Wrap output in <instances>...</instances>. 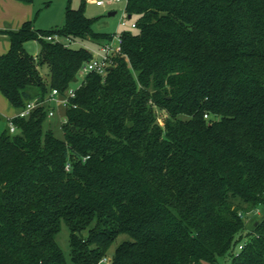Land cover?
I'll use <instances>...</instances> for the list:
<instances>
[{"label":"trees","instance_id":"trees-1","mask_svg":"<svg viewBox=\"0 0 264 264\" xmlns=\"http://www.w3.org/2000/svg\"><path fill=\"white\" fill-rule=\"evenodd\" d=\"M126 13L122 53L82 79L92 52L71 43L113 35L83 7L2 31L16 110L79 88L62 136L44 105L16 133L0 114V264H102L121 235L107 264H264V212L246 221L264 208V0H126Z\"/></svg>","mask_w":264,"mask_h":264},{"label":"rangeland","instance_id":"rangeland-1","mask_svg":"<svg viewBox=\"0 0 264 264\" xmlns=\"http://www.w3.org/2000/svg\"><path fill=\"white\" fill-rule=\"evenodd\" d=\"M98 0H34L33 3L26 7V12L28 17L36 20V24L40 28L49 29L61 26L64 21V15L66 7L70 4L73 8L83 7L85 14L94 19L93 29L96 32L104 33H116L122 32L124 30H135L131 28V24L136 21L137 16L134 15L132 18L128 19V26L123 27L120 24L121 17L126 12V0L120 3H113L110 0H104L106 2L103 6L97 5ZM115 11V15H109V12ZM13 17V16H12ZM9 23V22H8ZM21 27V26H20ZM13 29V28H9ZM19 29V28H16ZM14 30V29H13ZM73 48L86 47L88 49L97 48V44L90 41H80L71 43ZM29 51L34 54L39 50L40 45L37 42H29ZM41 72L45 75L46 69L41 68ZM82 79V78H81ZM76 85V84H74ZM0 108L4 111L11 109V104L4 98L0 93ZM163 114L161 111H157L159 121L163 120ZM4 117V115H3ZM65 117L64 110L60 109L57 115L51 119L47 120L48 125L55 129L58 136L63 135L61 125ZM264 208L260 206L251 215L250 218L247 217V229L253 226L255 219L262 215ZM126 237V235H121L111 246L108 254L102 260V264H107L116 248V246ZM58 241L65 252L69 251V233L66 225L63 224L62 230L58 235Z\"/></svg>","mask_w":264,"mask_h":264},{"label":"built area","instance_id":"built-area-1","mask_svg":"<svg viewBox=\"0 0 264 264\" xmlns=\"http://www.w3.org/2000/svg\"><path fill=\"white\" fill-rule=\"evenodd\" d=\"M123 0H110V2L113 3H120ZM106 2L104 0H98L97 5L103 6ZM121 26L127 27L128 26V16L125 12L124 15L121 17L120 21ZM136 26L135 23L131 24V28H134ZM58 35L55 37L49 36V40H57L60 39ZM66 43L69 44L70 41L66 39ZM122 43L123 39L120 32L113 33L112 37L99 45V47L95 49H90L92 52V57L90 60L85 62V64L82 66L80 70V78H83L85 75L96 72L102 75H105L107 72V69L113 64V59L116 55L122 53ZM79 88L78 85H71L69 86L64 92H61L57 88H53L51 92L48 94V96L43 99H34L26 103V105L18 110V112L12 116V117H6L4 118L8 122V126L11 133L17 132V127L13 123L12 119L14 117H28L31 112L39 107V106H45L48 112V119L53 118L57 115V112L60 109L66 110L69 107H76L77 105L74 103V99L77 94V89ZM3 116V115H2ZM207 116V115H206ZM66 121V117H64L63 122ZM70 168V164L67 165V169ZM242 248V246H240Z\"/></svg>","mask_w":264,"mask_h":264},{"label":"crops","instance_id":"crops-1","mask_svg":"<svg viewBox=\"0 0 264 264\" xmlns=\"http://www.w3.org/2000/svg\"><path fill=\"white\" fill-rule=\"evenodd\" d=\"M28 5L30 4H26L18 0H0V53L7 52L10 46L7 36L4 33H2V31L11 30L9 28H13L14 30H16V28H20V26L23 24L24 21L31 19L28 17V14L26 12V7ZM112 12H115V11H112ZM28 44L29 43L26 44L27 48H28ZM97 47H99L98 44H97ZM39 50L36 51L34 54L37 55ZM1 95L3 96L2 93ZM17 112L18 110H16L12 105H11V109L8 111H5V110L3 111L0 108V114L6 117L7 116L12 117Z\"/></svg>","mask_w":264,"mask_h":264},{"label":"water","instance_id":"water-1","mask_svg":"<svg viewBox=\"0 0 264 264\" xmlns=\"http://www.w3.org/2000/svg\"><path fill=\"white\" fill-rule=\"evenodd\" d=\"M109 15H115V12H109ZM128 18L130 19L131 16H129ZM262 217H264V215H262Z\"/></svg>","mask_w":264,"mask_h":264}]
</instances>
